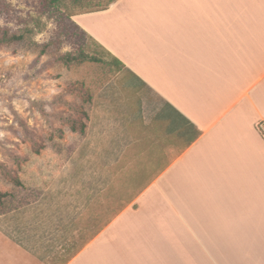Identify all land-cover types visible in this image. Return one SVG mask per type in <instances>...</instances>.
I'll use <instances>...</instances> for the list:
<instances>
[{"label":"crops","instance_id":"1","mask_svg":"<svg viewBox=\"0 0 264 264\" xmlns=\"http://www.w3.org/2000/svg\"><path fill=\"white\" fill-rule=\"evenodd\" d=\"M72 21L148 93L158 166L66 264H264V0H117ZM0 264L31 257L0 234Z\"/></svg>","mask_w":264,"mask_h":264},{"label":"rangeland","instance_id":"2","mask_svg":"<svg viewBox=\"0 0 264 264\" xmlns=\"http://www.w3.org/2000/svg\"><path fill=\"white\" fill-rule=\"evenodd\" d=\"M77 1L0 0V37L21 36L0 46V234L31 264H66L158 166L148 93L73 27ZM82 52L101 62L62 61Z\"/></svg>","mask_w":264,"mask_h":264},{"label":"trees","instance_id":"3","mask_svg":"<svg viewBox=\"0 0 264 264\" xmlns=\"http://www.w3.org/2000/svg\"><path fill=\"white\" fill-rule=\"evenodd\" d=\"M46 2V4H48L49 6H54L55 9L59 8V6L61 5L60 3V0H44ZM117 0H108L107 4H105L102 8L100 9H96V10H93V9H89L91 7V5L85 1V0H80V1H77L75 2L77 8L79 9H85V10H80V12H75V13H70L68 15L69 19L72 20V16L76 15V14H82V13H91V12H97V11H103V10H106L108 9L112 4H114ZM71 24L73 25V27L77 30H79L81 33L87 35L83 30H81L73 21H71ZM88 36V35H87ZM89 37V36H88ZM90 38V37H89ZM21 39V36L19 37H7V34H3L1 37H0V46H3L4 44H8V43H11L13 42L14 40H20ZM91 39V38H90ZM92 40V39H91ZM96 45H98L94 40H92ZM100 46V45H98ZM100 48H102L100 46ZM102 50L110 57L111 59V63L113 65H116L118 66L119 68H121V70L124 69V66L122 65V63H120V61H118L116 58L112 57L108 52H106L103 48ZM80 59H83V60H86V61H93V62H97V61H100L99 59H97L94 55L90 56L88 55L87 53H84L82 52L81 54L78 55V58L77 57H72L70 54H66L62 57V61L63 62H75L77 60L80 61ZM101 62V61H100ZM77 122L73 121L71 124H72V129L76 130L75 128V124ZM81 124V129L83 130L84 129V124L82 122H80ZM81 130V131H82ZM3 197L2 194H0V198ZM0 203H1V200H0ZM123 209L119 210L112 218H110L106 224L111 221L113 218H115ZM105 224V225H106ZM104 225V226H105ZM103 226V227H104ZM102 227V228H103ZM102 228L100 230H102ZM98 230L96 232V234L100 231Z\"/></svg>","mask_w":264,"mask_h":264},{"label":"built area","instance_id":"4","mask_svg":"<svg viewBox=\"0 0 264 264\" xmlns=\"http://www.w3.org/2000/svg\"><path fill=\"white\" fill-rule=\"evenodd\" d=\"M257 129H258L259 133L261 134V136H262L263 139H264V120L260 121V122L257 124Z\"/></svg>","mask_w":264,"mask_h":264}]
</instances>
